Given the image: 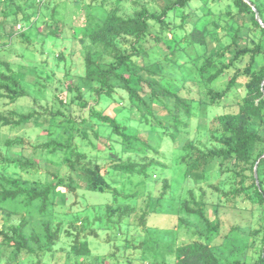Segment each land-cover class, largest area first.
<instances>
[{
  "label": "trees",
  "instance_id": "obj_1",
  "mask_svg": "<svg viewBox=\"0 0 264 264\" xmlns=\"http://www.w3.org/2000/svg\"><path fill=\"white\" fill-rule=\"evenodd\" d=\"M46 1L0 0V130L11 134L2 145L8 150L30 149L20 156L0 149V264H45L49 258L54 264H131L133 259L141 264H264V224L251 235L241 232L247 235L243 238L239 226L222 236L221 219L226 202L239 209H244L239 201L258 205L264 214V26L254 9L264 22V0H91L88 5L98 9L76 19L57 18L59 3L53 0V21L44 38H55L68 28L66 36L83 51L84 75L79 83H67L69 101L60 95L45 103L34 98L31 109L22 112L17 102L29 94L23 81L27 67L2 53L16 44V35L23 39L20 54L32 50V34L38 35L34 28H39L43 7L50 6ZM126 3L130 11L125 10ZM219 5L224 9L216 13ZM221 30L230 37L225 44ZM64 59L63 52L57 55L56 60ZM66 74L70 77L69 71ZM34 75L39 76L37 71ZM221 80L225 85L217 89ZM204 92L208 101L202 99ZM116 93L127 96L137 121L155 127L157 138L105 111L103 99L115 100ZM228 100L230 105L211 123L215 141L202 146L194 139L180 140L198 113L207 116L209 107ZM156 106L167 115L158 116ZM59 116L66 120L52 129ZM28 126L45 130L48 140L32 143L22 134ZM166 139L175 144L171 163L165 153L164 163L157 159ZM97 151L108 154L105 170L94 156ZM54 159H59L54 163L58 168L40 173ZM171 164L174 172L183 170L185 180L204 181L217 170L233 184L220 191L217 202L188 188L176 198L177 227L151 225L150 217L166 212L163 207L175 199L169 179L162 176L158 197L144 196V187L123 192L113 183L129 177L131 182L151 185V172ZM11 166L34 176L11 175L6 171ZM67 190H83L90 197L107 192L112 199L93 202L89 197L91 203L80 212H63L57 207ZM89 207L93 209L87 215ZM103 209L110 227L100 217ZM133 224L141 227L143 239L132 260L118 258L106 244L98 250L97 237L105 229L127 230ZM180 227L182 234L174 237ZM120 236L121 231L115 233L123 242ZM236 237L241 244L249 237L254 243L260 238V246L253 244L251 254L245 249L229 258L221 249Z\"/></svg>",
  "mask_w": 264,
  "mask_h": 264
},
{
  "label": "rangeland",
  "instance_id": "obj_2",
  "mask_svg": "<svg viewBox=\"0 0 264 264\" xmlns=\"http://www.w3.org/2000/svg\"><path fill=\"white\" fill-rule=\"evenodd\" d=\"M91 0H54L55 2H58L57 9L55 11V15L57 18H67V19H73L78 18L81 14L83 16V13L85 12H94L98 8L95 6H89L88 3ZM48 0L46 1V3ZM49 7L46 8L47 5L43 7V10L40 14L38 25L39 28H34V32H38V35H36V38H34L35 34H32V45L31 51L30 49L26 50L23 54H20V48L19 46L22 45L23 39L20 36L14 37V42L16 44L9 45L5 48L3 56H6L8 59L12 61H17L20 63H23L26 70V76L24 78V85L28 88L29 94L21 97L17 102V107L20 111L26 112L27 110L31 109V106L33 104V99H41L43 103H45L48 100L53 99L55 96L60 95L65 100H68L72 97V93L67 91V83L74 82L79 83L81 81L82 76L84 75V63H83V51L81 50V46L77 43H73L74 41L71 40L70 37H67V33L69 32V29H65V32H59L56 33L57 37H47L44 38L45 35H47L50 31L49 22H52V14L53 11V0H49ZM87 7H84L86 6ZM128 7H125V10L130 11L131 5L129 3L125 4ZM101 8V7H99ZM224 9V5H219L216 7L215 12H219ZM189 28L190 25H187ZM17 29H24L20 25L16 27ZM15 28V29H16ZM26 29V28H25ZM7 30L11 31L12 28L7 25ZM14 31V30H13ZM179 33H183L184 30L178 29ZM220 38L222 40V43L225 44L229 41V36H227L226 32L224 30L220 31ZM43 39H45L43 43ZM213 45H211L212 47ZM44 50V51H41ZM31 53H30V52ZM65 56L64 60H56L57 55L59 53H62ZM37 66V67H36ZM24 70V69H23ZM31 71V72H30ZM37 71V74L39 76H35L34 73ZM67 71L70 73V77H67ZM34 72V73H33ZM225 85V81L221 80L216 84L217 89L223 88ZM202 99L208 101L207 95H204L202 93ZM116 99L112 101H108L111 98H104L103 102L105 101V111L108 112L111 115L117 116L120 120L122 119L125 123H127L130 126L139 127V132L148 134L152 138H157V129L150 125L144 126L145 124L139 123L137 120V111L135 108L130 107L129 100L127 96L121 97L120 95H123L121 93H116ZM232 100H228L225 102H222L218 106H214L213 108H208L207 116H201L200 113L197 114V118L195 121L192 122L190 130L188 132H183L180 135V140L182 142L188 140V139H194L196 144L206 146L210 145L211 141H215L214 137L211 136V126H212V120L213 117L224 111L226 106H229ZM155 112L158 116H165L167 115L165 110H161L160 107H155ZM201 116V117H200ZM59 119H57L51 127L52 129H55V125L60 122V120L65 121L66 119L59 116ZM139 123V124H138ZM156 129V130H155ZM65 128H62L60 130L59 135L64 134ZM17 134V133H16ZM24 137L28 138L32 143L39 144L46 140H48L47 132L41 128H36L33 126H28L25 128V130L22 132ZM11 135L9 130L4 128L0 130V149L4 154L7 152L8 149L5 148L2 144L4 143L5 139ZM67 134L65 135V137ZM168 138V137H165ZM213 139V140H212ZM105 140V139H104ZM106 141V140H105ZM168 141V142H167ZM172 145V149L170 147ZM175 144H171L169 139H166L164 141L163 146L159 150V156L157 159L159 161H165V157L170 161L173 160L172 156L174 155L173 147ZM178 145V144H177ZM100 147L103 146L102 142L100 141ZM9 154L13 156H20V155H28L30 153L29 148L20 149V148H12L8 150ZM96 152V151H94ZM99 152V153H98ZM165 153V157L163 156ZM43 159L46 157V153L43 152L42 154ZM96 158L99 159V162L102 164L104 170L107 168L108 161H107V152L103 151H97L96 154H94ZM52 161L50 164L47 165V168L41 169L40 173L45 174V170L48 169L49 171H54L57 167L56 164L59 163V159L57 160H50ZM169 161L167 163H169ZM56 163V164H54ZM160 169V168H159ZM7 173L11 175H17V176H24V177H30L32 178L33 172L31 171H23L21 169L15 168L14 166L9 167L7 170ZM183 170H176L174 172V168L171 164V166L167 169H160V170H154L152 175L150 176L151 185L150 184H143L142 182H131L129 177H125L123 180L124 182L121 183V180H117L113 183V187L115 186L123 192H136L141 190L143 187L145 189L144 196L147 194H150L154 197H158L162 187H163V181L162 176L169 179L171 184L173 185L174 190L178 193H176V196H174L175 199H170L168 203L163 207L164 212L163 214H153L150 217V223L151 225H156L160 227H177V204L178 201L176 200L177 196L179 197L180 194L185 195L186 190L188 188H194V192L200 196L203 192L206 194V197L211 202H217L219 200V196L221 195L220 191L227 190L233 182L227 178L226 174H221L219 171L214 170V173H212V176L204 181H191V180H185L182 176ZM40 175V174H39ZM49 176V174L47 175ZM41 177L45 178V175H41ZM123 178V177H122ZM127 180V181H125ZM147 185L149 186L147 188ZM86 196V197H85ZM89 192H83V190H79L78 193L74 191H68L66 194V198L63 200H60V203L62 202V206H58L57 208L61 211H72V213L80 212L83 208H86V206L89 204L87 202V198H89ZM223 201L224 197L221 196ZM120 198V197H119ZM90 199L93 202H97L98 200L101 201H107L109 199H112L111 193H95L93 192V197H90ZM226 202V201H225ZM91 203V202H90ZM132 203V201H130ZM64 204V205H63ZM66 204V205H65ZM238 206L244 207V209L236 208L235 205L232 202H226V205L221 210V219L224 223V227L222 230V236L228 232V230L233 226H239L241 227V230L238 231V233L242 236L244 235L242 233H246L251 235V231L253 229H258L264 224V214L260 213V209H258V205H252L250 203H244L242 201H239L237 203ZM139 206V205H138ZM92 207H89V212L87 215L92 213ZM102 214H100V217L104 218V225L110 227V223L108 221L107 217V211L105 209L102 210ZM76 214V213H75ZM64 214H61V218L63 219ZM99 217V218H100ZM68 219L70 218L67 217ZM137 220V219H136ZM192 224L195 226L199 223L197 221L191 220ZM79 224V222H78ZM105 229L104 233H101L97 237V244L98 250L104 249L106 244V249L108 246V250L110 252L116 253L118 258L124 260L127 256L134 257L132 255L137 254L136 251H134L135 248L140 247V242L142 241L143 237L140 235L141 233V227H137L134 224L131 225L127 230L126 228H121L118 226H115V229L113 231L111 228ZM181 227L177 230H175V233L173 234L174 237L180 236L182 233ZM121 231V238L123 239V242L119 240V238L115 237V233H118ZM242 232V233H241ZM138 233V234H137ZM183 236V235H182ZM181 236V237H182ZM221 238H218L217 240H220ZM239 238H235L234 241L231 242V244L227 243L224 247H222L223 254L229 258L237 257L240 254H243V250L245 252L250 253L253 249V244H256L257 246H260V238H257L256 243H254L255 238L249 237V240L247 242H241L239 241ZM177 240V239H176ZM136 244L134 248L131 246ZM123 245H129V249L123 247ZM251 247V248H250ZM258 248V247H257ZM97 249H95L96 252H100ZM250 251V252H249ZM249 254V255H250ZM248 255V256H249ZM95 259V258H93ZM132 260V258H131ZM134 260V263L132 261L131 264H141V261ZM138 262V263H137ZM45 264H54L53 260L50 258L47 259Z\"/></svg>",
  "mask_w": 264,
  "mask_h": 264
},
{
  "label": "water",
  "instance_id": "obj_3",
  "mask_svg": "<svg viewBox=\"0 0 264 264\" xmlns=\"http://www.w3.org/2000/svg\"><path fill=\"white\" fill-rule=\"evenodd\" d=\"M255 11H256V18L257 20H259L261 22V24L264 26V22H262L261 18H260V15L257 11V9L254 7ZM255 175L256 177H258V162L256 163V166H255Z\"/></svg>",
  "mask_w": 264,
  "mask_h": 264
}]
</instances>
